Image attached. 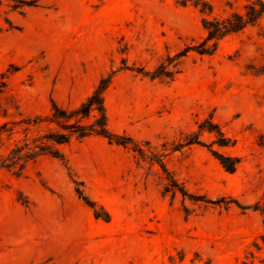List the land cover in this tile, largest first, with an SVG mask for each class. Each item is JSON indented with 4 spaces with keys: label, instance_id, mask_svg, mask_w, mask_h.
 Instances as JSON below:
<instances>
[{
    "label": "rangeland",
    "instance_id": "1",
    "mask_svg": "<svg viewBox=\"0 0 264 264\" xmlns=\"http://www.w3.org/2000/svg\"><path fill=\"white\" fill-rule=\"evenodd\" d=\"M178 1L34 0L10 11L9 25L0 19L6 94L22 115L44 116L51 101L77 107L114 70L104 94L112 132L151 155L212 119L233 144L212 145L208 132L200 139L238 158L236 170L225 171L207 146L167 150L183 196L165 191L162 168L128 147L73 140L61 147L63 160L40 157L20 176L0 170V264H245L252 251L264 264V249L252 244L264 230V212L252 208L264 207V73L249 68L264 65V17L211 55L189 51L172 81L120 69H155L204 38L205 14ZM204 1L210 16L224 17L248 0ZM5 119L17 116L9 110Z\"/></svg>",
    "mask_w": 264,
    "mask_h": 264
},
{
    "label": "trees",
    "instance_id": "2",
    "mask_svg": "<svg viewBox=\"0 0 264 264\" xmlns=\"http://www.w3.org/2000/svg\"><path fill=\"white\" fill-rule=\"evenodd\" d=\"M178 2L185 5L187 0ZM34 3V0H0V19L2 18L9 25L10 21L7 14L10 11L21 13L25 8L35 6ZM193 4L199 8L200 13L205 14L201 20L205 36L199 43L186 45L176 53L167 54L152 70L147 71L143 67L130 68L126 65L120 69L134 70L135 73L153 80L172 81L180 73L183 59L189 51L192 50L200 56L211 55L218 49L219 44L225 37L233 33H239L248 26L259 25L264 17V0H248L242 11H232L224 17L210 16L213 7L204 0H193ZM249 68L257 75L264 73V65L257 67L255 64H251ZM114 74L115 71L111 70L102 75L89 95L77 107L63 108L51 101L48 114L44 116L22 115L18 112L16 103L6 94V76L0 74V114L5 116L9 110H12L17 116V120L5 119L0 122V170L8 171L13 176H20L25 165L35 162L40 157L49 156L63 160L62 146L73 140L82 141L90 136L102 137L112 144L128 147L141 158H149L151 162L157 163L168 179L165 191L171 190L173 192L174 189H178L183 196L186 195L184 187L178 185L177 181L167 171L164 163L163 159L167 154V150L176 151L190 144L207 146L225 171L232 173L236 170L239 162L238 158L212 149L213 144L220 147L233 144L232 138L226 136L221 131L220 126L212 122V119H207L199 124L195 133H184L183 137L178 139L176 143L171 144L170 147L165 143L159 152L151 155H147L143 147L135 142L132 137L112 132L108 124L104 94ZM203 132L212 134L214 138L211 141L212 145L206 144L200 139ZM75 183L78 196L93 208L94 204L89 202L83 191L79 189L82 183L76 181ZM204 201L209 202V200ZM249 207L251 206H241L242 209ZM252 208L255 211L261 210L264 212V207H261L259 203L253 205ZM94 214L96 217H100L99 212L95 209ZM104 218H108L106 212ZM262 224L264 228V217ZM252 244L257 251L264 249V230ZM249 256L251 260L245 264H254L253 251L249 252ZM262 261L264 262V259Z\"/></svg>",
    "mask_w": 264,
    "mask_h": 264
},
{
    "label": "bare ground",
    "instance_id": "3",
    "mask_svg": "<svg viewBox=\"0 0 264 264\" xmlns=\"http://www.w3.org/2000/svg\"><path fill=\"white\" fill-rule=\"evenodd\" d=\"M9 41H14V39H13V38H11V40H9Z\"/></svg>",
    "mask_w": 264,
    "mask_h": 264
}]
</instances>
